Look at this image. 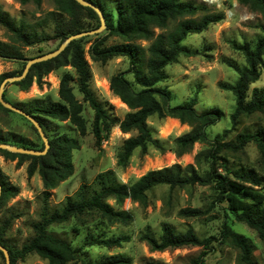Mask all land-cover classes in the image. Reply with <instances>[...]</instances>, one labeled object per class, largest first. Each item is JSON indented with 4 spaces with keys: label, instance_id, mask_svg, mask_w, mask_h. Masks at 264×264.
<instances>
[{
    "label": "trees",
    "instance_id": "obj_1",
    "mask_svg": "<svg viewBox=\"0 0 264 264\" xmlns=\"http://www.w3.org/2000/svg\"><path fill=\"white\" fill-rule=\"evenodd\" d=\"M13 1L21 6L32 4L39 7L41 4V0ZM85 1L101 11L106 23V28L101 34L92 36L94 37L93 41L89 43L87 49L90 60L100 64H105L114 58H124L128 61V68L124 73H118L109 79V91L125 105L128 112L122 120H117L96 99L90 89L91 74L85 59L84 45L88 43H84V37L74 40L56 58L32 65L24 79L13 83L19 91L27 92L32 86L33 79L40 83L41 79L52 71L71 67L75 72V80L68 73L60 77L58 101H52L49 97H45L33 99L20 105L11 103L31 116L41 127L49 143L46 154L26 156L0 150V156L7 161H17L19 166L28 162L27 177L38 175L45 195H49L50 191L55 190L60 183L72 175L71 152L78 149L77 141L65 134L49 137L48 128L53 121L68 122L80 136L85 135L86 121L82 116L83 106L73 93V82H75L77 93L81 96L82 102L86 103L93 112L91 132L97 146L108 139L111 130L115 127L122 134L135 132V136L122 142L116 154V166L122 170L127 167L135 151L145 155L148 149L152 148L159 153H165L166 149L163 143L154 137L153 131L147 124L148 119L153 116L160 120L175 119L190 128L187 133L173 140L170 150L177 158L188 154L195 144H206L210 146V149L206 150L203 155L197 154L194 159L195 164L185 167L173 164L159 170H152L128 186L122 184L114 187L102 186L90 198L83 197L78 202H67L60 213H53L42 218L36 228V235L20 250L9 248L5 244L6 227L3 226L0 229V245L7 250L10 264H17L30 254H35L48 264L76 262L77 252L64 240L49 234L47 229L50 226L63 225L71 219L87 215H94L109 225H128L131 223L132 217L127 211L122 210L124 202L129 200L145 209L148 206V194L158 187H167L169 191H173L175 189L187 190L194 186H210L215 194L210 209L218 207L219 204H226L225 212H228L237 222L243 223L255 231L259 240L264 243V193L259 191V188L263 187L264 178L252 170L241 172L233 170L228 166L225 157L222 156L227 153L235 154L243 150L247 144H253L264 163L263 131L240 133L232 142H223L218 137L213 142H209L206 131L219 121L220 112L217 110L197 112L195 110L197 103L195 95L187 104L171 106L168 91L158 87L165 80L164 69L167 66L176 63L181 56H191V53L182 47L186 37L192 34H201L210 25L223 22L224 14L210 11L204 4H185L178 0H115V17L111 24L107 13L97 2L94 0ZM53 2L55 9L47 13L34 27L22 21H15L0 7V27L7 31L13 46L12 48L0 43L1 59L10 61L17 59L13 62L21 63L18 60L25 58L20 52V47L28 48L50 40H58L62 43L72 35L92 31L100 26L99 18L92 9L78 5L74 0H53ZM240 3L251 11L257 12L264 19V0H240ZM83 12L95 21L96 26L74 31L76 26L72 20H77L78 14ZM198 14L201 15L197 16ZM63 16L70 18L71 22L61 23L59 19ZM49 20L54 22L52 36H47L36 30L37 27L45 26ZM155 31H159V33ZM109 38H117L121 43L106 45L105 42ZM140 42H148L149 45L143 47L139 44ZM233 48L244 57L246 68L235 69L238 79L234 84L219 83L218 88L231 93L234 97L235 105L230 115V123L232 128H235L242 117L264 113V88H254L250 95L248 94L250 86L258 81L261 74H264V38L257 40L254 49H250L247 45L237 46L235 44ZM23 65L25 67L24 63ZM23 69L20 73L10 72L0 75V85L7 78L20 76ZM126 74L132 76L134 85L140 88L139 91H135L125 79ZM3 99L8 102L4 93ZM0 110L13 113L1 105ZM227 133L228 131H224L223 135L225 136ZM0 143L36 151H42L44 148L43 143L40 147H33L23 139L1 132ZM201 156L205 159L208 167L203 172L201 171ZM0 185L1 209L7 200L17 196L18 189L8 183L1 171ZM107 201L113 202V206L109 205ZM210 209L184 208L177 212V216L185 220L195 219L207 215ZM160 231L157 238L149 230L139 237L150 253H161L187 247H203L209 252L212 250L211 243L217 241L228 243L239 251L240 257L237 264H257L253 257L252 246L243 236L233 232L227 223L221 225L216 239L212 237L199 239L190 228L183 233H178L166 223L161 225ZM125 242L127 239L123 237L109 240L95 238L87 244L110 249L118 248ZM205 254L203 252L195 258H191L189 264H203ZM0 257L4 261L1 252ZM82 264H132V262L127 256L116 255L105 257L94 263L82 261ZM141 264L164 263L153 259H143Z\"/></svg>",
    "mask_w": 264,
    "mask_h": 264
},
{
    "label": "rangeland",
    "instance_id": "obj_2",
    "mask_svg": "<svg viewBox=\"0 0 264 264\" xmlns=\"http://www.w3.org/2000/svg\"><path fill=\"white\" fill-rule=\"evenodd\" d=\"M107 13L110 23L115 17V0H94ZM185 4H204L210 11H231L232 18L224 20L215 25H210L201 34L188 35L182 47L191 53V56H181L177 62L170 64L164 69L165 80L158 85L168 91L171 106H181L189 103L195 95L197 103L195 110H217L220 112L219 121L207 129L209 142L218 137L223 142L234 141L236 135L245 132L262 130L264 133V113H257L249 117L239 119L235 128L230 123V115L234 110V97L231 93L222 91L218 84L232 85L238 79L235 69L243 70L246 63L242 54L233 48V45H247L254 49L257 40L264 38V19L257 12L251 11L243 6L240 0H219L220 10L208 5L203 0H178ZM0 7L8 13L15 21H22L32 27L41 20L47 13L55 9L53 0H41L39 7L32 4L21 6L13 0H0ZM198 14L197 16H200ZM247 17V20L244 18ZM61 23H69L70 18L63 16L59 19ZM75 24L76 30H84L96 26L94 20L83 12L78 14ZM36 28V27H35ZM38 32L52 36L54 22H49L43 27H37ZM159 33V31H155ZM92 36L84 37L85 59L89 66L91 81L90 89L96 99L110 111L113 118L122 120L128 109L116 103L117 100L109 91V79L128 68V61L124 58H114L100 64L92 62L87 55L89 43L93 41ZM0 43L11 46L9 34L0 27ZM58 40H50L36 44L32 47H20V52L25 59H32L43 54L54 51L60 45ZM121 41L117 38H109L105 44L115 45ZM143 47L148 42H140ZM18 48V47H16ZM23 63H17L0 58V75L5 73H20ZM68 73L75 80L76 75L71 67H63L52 71L43 77L40 83L33 79L32 86L27 92L19 91L18 87L6 84L3 90L5 99L16 105H20L33 99L49 97L52 101H58V87L60 77ZM125 79L131 84L135 91L140 88L135 86L131 75L126 74ZM73 93L78 101L82 103V116L86 123V132L80 136L74 127L68 122H51L48 130L49 137L54 135H67L78 143V149L71 152L73 165L72 175L60 183L58 187L43 194L42 183L38 175L27 177L26 168L28 162L21 166L17 161H7L0 156V171L7 178L8 183L18 189L16 197L5 202L0 209V229L5 226L4 242L12 249L20 250L35 235L36 228L43 217L53 213H60L67 202H78L81 198H90L97 193L102 186L114 187L120 184L129 185L136 179L152 170H159L173 164L185 167L195 164V156L210 149L206 144H195L192 150L180 158L170 150L173 140L187 133L190 128L182 125L178 120L171 119L176 126L162 136V129L169 122V118L157 119L150 117L148 126L153 131L156 139H159L166 151L159 153L149 148L145 155L135 151L125 169L116 166V154L125 139L135 136V132L122 134L113 128L108 139L99 146L96 145L92 135L93 112L86 103L82 102L81 96L77 93L75 82L72 83ZM254 88H264V74H261L258 81L252 84L248 94ZM116 103V104H115ZM228 131L224 136L223 132ZM0 132L23 141L29 142L33 147H40L42 142L37 132L25 118L16 113H6L0 110ZM228 166L235 171L241 172L252 170L264 178V163L253 144H247L243 150L233 154H223ZM201 160V171L207 170L203 156ZM219 172H222L219 170ZM264 193L263 187L259 188ZM215 194L210 186H194L187 190L175 189L169 191L167 187L155 188L148 194V206L145 209L137 204L126 200L122 210L127 211L132 221L128 225H109L94 215L82 216L71 219L63 225H53L47 232L67 242L77 252L78 259L71 264H82V261L94 263L105 257L124 255L131 259L132 264H141L143 259H153L164 264H189L191 258L206 253L203 264H237L240 257L239 251L228 243L213 241L212 250H204L203 247H187L165 252L150 253L147 246L139 240L140 235L146 230L154 236L160 235L161 225H171L178 233L191 229L199 239L217 238L221 225L227 223L231 230L243 236L253 249V257L257 264H264V243L261 242L255 231L249 229L245 224L237 222L228 212H225L226 204H219L218 207L210 209ZM169 200V202H168ZM113 206V202L107 201ZM210 209L203 217L195 219H181L177 212L184 208ZM123 237L127 242L122 243L118 248H102L89 246V241L99 238L104 240ZM0 264H5L0 257ZM17 264H48L35 254L27 255Z\"/></svg>",
    "mask_w": 264,
    "mask_h": 264
},
{
    "label": "water",
    "instance_id": "obj_3",
    "mask_svg": "<svg viewBox=\"0 0 264 264\" xmlns=\"http://www.w3.org/2000/svg\"><path fill=\"white\" fill-rule=\"evenodd\" d=\"M74 1L82 7H87V8L92 9L97 14V16L99 18L100 26L95 30L85 31V32L78 33V34H75V35L68 37L64 42H62L59 45V47L56 50H54L48 54L41 55L39 57L32 58V59L18 60L19 62L25 64V67L23 69L22 74L20 76H17V77L7 78L0 85V105L3 108H5L11 112H14V113L24 117L26 120H28L31 123V125L35 128V130L37 131V134L39 135V137L43 143L44 148L42 151H36L33 149H26V148L17 147V146L10 145V144L0 143V150L7 151V152L12 153V154H19V155H26V156H43L46 154V152L49 148L48 139L44 135V132L42 131V129L38 125V123L31 116L27 115L22 109H19V108L13 106L11 103L6 102L3 99V90H4V87L6 84L16 83V82H19L22 79H24L32 65L42 63V62H46V61H49L51 59L56 58L58 55H60L65 50V48L68 46V44L70 42H72L74 40L81 39L83 37L101 34L105 30V28H106L105 18L98 8H96L95 6H93L90 3L86 2L85 0H74ZM16 60L17 59H13V61H16ZM0 196H1V185H0ZM0 252L3 255L4 263L10 264L8 252L1 245H0Z\"/></svg>",
    "mask_w": 264,
    "mask_h": 264
},
{
    "label": "built area",
    "instance_id": "obj_4",
    "mask_svg": "<svg viewBox=\"0 0 264 264\" xmlns=\"http://www.w3.org/2000/svg\"><path fill=\"white\" fill-rule=\"evenodd\" d=\"M210 6L215 7L217 10H220L221 5L218 3L219 0H204ZM224 14V20H230L232 18L231 11H221ZM247 20V17L244 18Z\"/></svg>",
    "mask_w": 264,
    "mask_h": 264
},
{
    "label": "bare ground",
    "instance_id": "obj_5",
    "mask_svg": "<svg viewBox=\"0 0 264 264\" xmlns=\"http://www.w3.org/2000/svg\"><path fill=\"white\" fill-rule=\"evenodd\" d=\"M204 1V0H203ZM115 99L117 100L116 103L120 104L122 107H125L124 104H122L120 102V100L118 98L115 97ZM115 103V104H116ZM126 108V107H125ZM170 121H173V120H170L169 119V122L164 126V128L162 129V136H166L167 134H169L168 132L172 129V127L176 126L175 124V121L174 122H170ZM116 131L119 132V129L116 128Z\"/></svg>",
    "mask_w": 264,
    "mask_h": 264
},
{
    "label": "crops",
    "instance_id": "obj_6",
    "mask_svg": "<svg viewBox=\"0 0 264 264\" xmlns=\"http://www.w3.org/2000/svg\"><path fill=\"white\" fill-rule=\"evenodd\" d=\"M170 119V118H169ZM171 120V119H170Z\"/></svg>",
    "mask_w": 264,
    "mask_h": 264
}]
</instances>
